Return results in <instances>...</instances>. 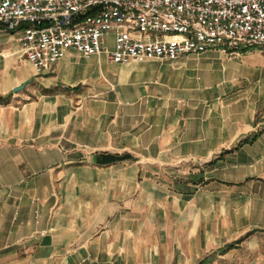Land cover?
I'll use <instances>...</instances> for the list:
<instances>
[{"label":"crops","instance_id":"1","mask_svg":"<svg viewBox=\"0 0 264 264\" xmlns=\"http://www.w3.org/2000/svg\"><path fill=\"white\" fill-rule=\"evenodd\" d=\"M21 36L0 31V264H264L254 48L70 49L38 75Z\"/></svg>","mask_w":264,"mask_h":264},{"label":"built area","instance_id":"2","mask_svg":"<svg viewBox=\"0 0 264 264\" xmlns=\"http://www.w3.org/2000/svg\"><path fill=\"white\" fill-rule=\"evenodd\" d=\"M0 31L43 74L75 49L116 63L264 49V0H0ZM113 49H109L110 38Z\"/></svg>","mask_w":264,"mask_h":264},{"label":"rangeland","instance_id":"3","mask_svg":"<svg viewBox=\"0 0 264 264\" xmlns=\"http://www.w3.org/2000/svg\"><path fill=\"white\" fill-rule=\"evenodd\" d=\"M19 32H21V31H19ZM108 47H109V49H113V43H112V41H111V39H110V42H109V44H108ZM251 53H254V55L256 56V59H257V62L259 63V69H258V71L259 72H261V71H263V69L262 68H264V65H261V64H263L262 62H264V49H261V48H257V49H252L251 50ZM22 69L25 71V72H27L28 70H29V66L28 65H26V64H22ZM262 69V70H261Z\"/></svg>","mask_w":264,"mask_h":264},{"label":"water","instance_id":"4","mask_svg":"<svg viewBox=\"0 0 264 264\" xmlns=\"http://www.w3.org/2000/svg\"><path fill=\"white\" fill-rule=\"evenodd\" d=\"M28 83V81L24 82L22 85L15 88V91H19L25 87V85Z\"/></svg>","mask_w":264,"mask_h":264},{"label":"trees","instance_id":"5","mask_svg":"<svg viewBox=\"0 0 264 264\" xmlns=\"http://www.w3.org/2000/svg\"><path fill=\"white\" fill-rule=\"evenodd\" d=\"M247 141H248V140H247V139H245V140H243V141H242V143H244V142H247Z\"/></svg>","mask_w":264,"mask_h":264}]
</instances>
